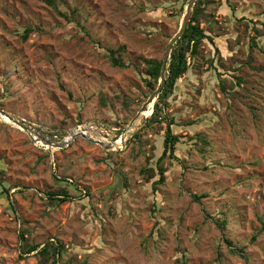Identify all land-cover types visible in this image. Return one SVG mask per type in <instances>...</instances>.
Here are the masks:
<instances>
[{
  "label": "rangeland",
  "instance_id": "374dc122",
  "mask_svg": "<svg viewBox=\"0 0 264 264\" xmlns=\"http://www.w3.org/2000/svg\"><path fill=\"white\" fill-rule=\"evenodd\" d=\"M188 2L0 0V109L88 136L52 149L0 119V264H46L25 249L49 243L57 264H264V0H202L211 40L159 120L139 116L143 60H163Z\"/></svg>",
  "mask_w": 264,
  "mask_h": 264
},
{
  "label": "trees",
  "instance_id": "16d2710c",
  "mask_svg": "<svg viewBox=\"0 0 264 264\" xmlns=\"http://www.w3.org/2000/svg\"><path fill=\"white\" fill-rule=\"evenodd\" d=\"M51 4H55V0H49ZM202 0H199L197 3L194 13L192 16V19L190 21L189 27L187 29V32L182 36V38L177 42L175 45L172 56H171V62L169 66V73L167 74V85L165 89L163 90L162 94L160 95L158 102L154 106V113L152 114L151 118L148 120L150 123L156 122L159 120L160 113H162L163 107L162 102L163 99L166 98L174 88L176 87L178 81L188 73L189 71V65L187 60V55L191 53L193 56L198 55L200 46L204 43L206 39L211 40L209 36L205 34L203 30L200 28V24L197 22V18L199 15V4ZM31 30L27 29L26 33L23 35V39H27L28 35L30 34ZM125 48L122 47L119 52H124ZM117 51L110 49L109 50V56L111 63L115 67H121L126 68L127 66L123 63L121 58H116ZM145 66L147 67L146 71V77H147V83L148 87L151 89V91H155L156 87L159 84L160 76H161V69H162V60L156 61V60H143ZM172 122L168 124L167 128V134L164 141V152L162 157L166 156H173L176 152V145L179 143V138L175 136L171 129ZM149 172L148 170H146ZM153 171V170H152ZM165 182V177L163 173L160 174L159 180L156 182L158 185H162ZM60 195V194H57ZM206 197V196H203ZM194 200L199 202L201 200L200 197L195 196ZM226 224V220H224V223L221 224V226L224 228ZM264 229V225H263ZM64 249L61 248V246H56L54 243H49L42 246H31L25 249L26 254H32L34 252L38 251V254L45 259V263L52 261V264H57V260L63 255Z\"/></svg>",
  "mask_w": 264,
  "mask_h": 264
},
{
  "label": "water",
  "instance_id": "95a60500",
  "mask_svg": "<svg viewBox=\"0 0 264 264\" xmlns=\"http://www.w3.org/2000/svg\"><path fill=\"white\" fill-rule=\"evenodd\" d=\"M199 0H189L188 5L186 7V12L183 16V20L180 26V29L178 33L170 40L168 43L165 54L163 56L162 60V69H161V76L159 80V84L157 89L149 96L147 101L144 103L143 107L141 108V111L139 113V116L143 114L146 111L152 110L154 105L156 104L157 99L162 94L163 90L165 89L167 85V74L169 73V66L171 62V56L173 49L177 42L182 38V36L187 32V29L189 27L192 13L194 10V7ZM153 111V110H152ZM4 117L9 118L13 124H15L17 127L23 129L25 132H27L30 136L33 137V139L42 142L46 146H49L52 149H64L69 146L68 140H65L63 137V140L60 142H57L54 140V136L57 133H51V132H44L40 127L36 126L35 124L29 123L24 119H17L16 117L8 114L4 110L0 109V119L2 120ZM124 131L123 133H125ZM77 137H82L80 135L73 137V140ZM87 138V137H83ZM91 140V139H90ZM91 142L96 143L100 146L105 147L106 149H112L113 144H107L106 142L99 141V140H91Z\"/></svg>",
  "mask_w": 264,
  "mask_h": 264
},
{
  "label": "built area",
  "instance_id": "2783aa9c",
  "mask_svg": "<svg viewBox=\"0 0 264 264\" xmlns=\"http://www.w3.org/2000/svg\"><path fill=\"white\" fill-rule=\"evenodd\" d=\"M102 125H103V124H102ZM83 126H85V125H83ZM83 126H79V127H77V128H81V127H83ZM102 127H103V126H99V125H91V128L94 129V131H95V135H94V134H90V135H94V136H96V137H97V136H102L101 134L98 135V133H97V130H98V129H102V130H103ZM87 137H88V136H87ZM54 140L57 141V142H60L61 140H63V138H62V134H61V133H57V134H55V136H54ZM72 140H73V139H72ZM113 140H114V139H111V140L107 139V140H106V143H107V144H113V143H111ZM70 142H71V141H70ZM70 142H69V144H70ZM125 143H126V139H125V141H124L123 144H119L118 146H117V145L115 146V145L113 144V149H114V150H116V149H123Z\"/></svg>",
  "mask_w": 264,
  "mask_h": 264
},
{
  "label": "bare ground",
  "instance_id": "6f19581e",
  "mask_svg": "<svg viewBox=\"0 0 264 264\" xmlns=\"http://www.w3.org/2000/svg\"><path fill=\"white\" fill-rule=\"evenodd\" d=\"M147 114V113H146ZM2 120H4L5 122H8V123H13L9 118H7V117H4ZM21 129V128H20ZM78 135H80V136H82V137H84V136H86V130H80V131H73V132H70V133H68V136H67V138H66V140H68V141H71L72 139H73V137H75V136H78ZM108 139V138H107ZM111 143H113L115 146L117 145H119V144H123L124 143V138H123V136H120V137H118V138H116V140H114V141H112Z\"/></svg>",
  "mask_w": 264,
  "mask_h": 264
}]
</instances>
